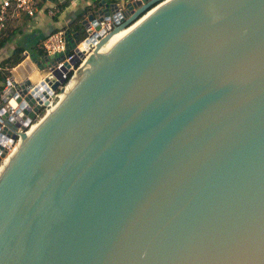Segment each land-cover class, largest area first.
<instances>
[{
    "label": "water",
    "instance_id": "1",
    "mask_svg": "<svg viewBox=\"0 0 264 264\" xmlns=\"http://www.w3.org/2000/svg\"><path fill=\"white\" fill-rule=\"evenodd\" d=\"M162 1L22 134L0 264H264V0H167L98 50Z\"/></svg>",
    "mask_w": 264,
    "mask_h": 264
},
{
    "label": "built area",
    "instance_id": "2",
    "mask_svg": "<svg viewBox=\"0 0 264 264\" xmlns=\"http://www.w3.org/2000/svg\"><path fill=\"white\" fill-rule=\"evenodd\" d=\"M136 1L90 0L80 17V22L84 20L82 37L67 39L66 26H60L40 40L43 57L39 63L32 60L28 50H22L20 59L13 65L0 64V70L4 71L0 88V168L19 146L22 134L28 133L31 126L50 112L74 85L98 40L136 9ZM105 3L114 5L108 15L102 12ZM56 10L51 8L48 13L53 14ZM22 12L33 15L34 0H0V30L8 16ZM55 80L59 83L52 89L51 83ZM34 106L37 108L33 117L26 121L24 109L33 110Z\"/></svg>",
    "mask_w": 264,
    "mask_h": 264
},
{
    "label": "crops",
    "instance_id": "3",
    "mask_svg": "<svg viewBox=\"0 0 264 264\" xmlns=\"http://www.w3.org/2000/svg\"><path fill=\"white\" fill-rule=\"evenodd\" d=\"M63 1L43 0L40 3L34 0L35 12L33 15L22 12L8 16L7 20H9V23L10 21L14 22L11 26L16 27V30L12 39L0 47V61L9 55L14 43L21 42L26 46H31L35 39L40 41L48 32L60 26H67L69 21L74 18L75 12L83 6L86 7L90 0H67L63 7L58 8L57 4ZM54 7L57 8L56 12L49 14L48 10ZM52 16H55V18H52ZM23 34L24 36H22ZM24 50L29 51L28 47Z\"/></svg>",
    "mask_w": 264,
    "mask_h": 264
},
{
    "label": "trees",
    "instance_id": "4",
    "mask_svg": "<svg viewBox=\"0 0 264 264\" xmlns=\"http://www.w3.org/2000/svg\"><path fill=\"white\" fill-rule=\"evenodd\" d=\"M43 0H39L41 3ZM67 3V0H64L61 3H58L57 6L58 8L63 7ZM86 7H82L78 9L75 12L74 18L71 19L68 23V25L65 27V34L67 36V39L72 38L73 40H77L83 35V27L80 22V17L82 13L84 12V9ZM52 18H55V16H52ZM16 27H12L11 24L9 23V20H5L4 27L0 30V47H2L5 43L10 41L12 37L15 34ZM41 38V37H40ZM43 38V37H42ZM41 38V39H42ZM39 40L35 39L33 42V45H28L22 44L21 42H16L14 43V46L12 47L9 55L5 57L4 60L0 61V64L5 63L8 66L13 65L16 63L20 57H21V51L24 50V48L28 47L30 53L32 56H35V58H42L43 57V52L41 51L39 47ZM4 80V71L0 70V88L2 86V82Z\"/></svg>",
    "mask_w": 264,
    "mask_h": 264
},
{
    "label": "bare ground",
    "instance_id": "5",
    "mask_svg": "<svg viewBox=\"0 0 264 264\" xmlns=\"http://www.w3.org/2000/svg\"><path fill=\"white\" fill-rule=\"evenodd\" d=\"M167 0H163L162 2H160L158 5H156L155 7L149 9L148 11H146L143 15H141L139 18H137L134 22H132L130 25H128L125 28H122L114 33H112L102 44L99 45L98 50L102 49L110 44H115L122 36H124L129 30H131L140 20H142L147 14H149L152 10H154V8H156L157 6H159L160 4L166 2ZM79 77V76H78ZM75 79V78H74ZM78 79V78H77ZM46 117L43 116L36 124H33L30 128V131L38 125V123L43 120ZM29 131V132H30ZM4 168L1 167L0 171L3 170Z\"/></svg>",
    "mask_w": 264,
    "mask_h": 264
},
{
    "label": "rangeland",
    "instance_id": "6",
    "mask_svg": "<svg viewBox=\"0 0 264 264\" xmlns=\"http://www.w3.org/2000/svg\"><path fill=\"white\" fill-rule=\"evenodd\" d=\"M36 2H39V0H36ZM12 23H14V22H11V21H10V24H11V25H12ZM22 36H24V34H23Z\"/></svg>",
    "mask_w": 264,
    "mask_h": 264
}]
</instances>
